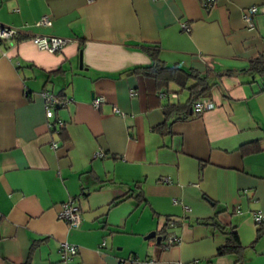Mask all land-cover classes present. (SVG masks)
Returning a JSON list of instances; mask_svg holds the SVG:
<instances>
[{
  "label": "crops",
  "instance_id": "1",
  "mask_svg": "<svg viewBox=\"0 0 264 264\" xmlns=\"http://www.w3.org/2000/svg\"><path fill=\"white\" fill-rule=\"evenodd\" d=\"M0 23L23 32L0 39V264H58L61 241L77 245L73 264H264L253 219L264 214V72L246 69L264 47V0H0ZM32 35L72 40L49 52ZM147 49L210 72L214 106L166 118L163 105L188 92L162 98L133 72ZM43 90L70 99L51 118ZM135 181L145 202L110 205ZM69 200L75 227L58 217ZM230 227L240 254H216Z\"/></svg>",
  "mask_w": 264,
  "mask_h": 264
},
{
  "label": "trees",
  "instance_id": "2",
  "mask_svg": "<svg viewBox=\"0 0 264 264\" xmlns=\"http://www.w3.org/2000/svg\"><path fill=\"white\" fill-rule=\"evenodd\" d=\"M147 53L150 57V63L134 67L133 72L139 73L144 78L145 83L151 85L154 91L157 90V92H159L161 90H164L168 92L170 90L171 83H174L175 86L178 85L180 87V90H187L188 97L184 102L164 104L163 113L166 118L167 116H171L172 114H180L179 117L181 118L188 117L189 110L191 109V103L194 100L204 98L209 95L210 89L214 84V82L210 78L211 73L206 71V73L201 74L191 69H184L176 65L165 64L158 58V51L156 49H147ZM246 69L253 70L255 72H258L259 74H262L264 72V47L254 58L249 60ZM173 92H176L177 94L179 91L177 90ZM155 130L159 132L168 131L169 122H163L155 126ZM252 146H255V144L246 145L248 149H251ZM130 190L131 192H127L114 197L110 201V205L115 204L127 197H133L138 203L145 202V197L140 181H135L133 183V187ZM210 219L213 220V217L206 218L205 220L200 219L198 220V222L206 224ZM215 224L216 226H219L220 229L223 228V226L219 225V223ZM165 226L166 225H163L160 231H164ZM262 232H264V225H261L258 228L257 235L261 234ZM224 234V242L217 248L216 254L220 255L226 253H236L237 255H239L241 245L236 231L232 227H230V229L224 230ZM36 243V241H33L31 243L29 254ZM28 259L29 256H27L26 262H28ZM26 262L24 264H27ZM233 264H241L239 256H237Z\"/></svg>",
  "mask_w": 264,
  "mask_h": 264
},
{
  "label": "built area",
  "instance_id": "3",
  "mask_svg": "<svg viewBox=\"0 0 264 264\" xmlns=\"http://www.w3.org/2000/svg\"><path fill=\"white\" fill-rule=\"evenodd\" d=\"M216 0H202V4L204 7L211 6ZM257 11L256 6H250L246 8L243 12V19L247 25V27L252 28L254 25L253 17ZM50 20L46 16H42L38 21L37 24H48ZM181 26L184 29H188L186 23H181ZM22 29H19L14 26L5 25L0 23V39H12L17 35H20ZM31 40L35 43V45L40 49H45L49 52L59 51L67 42L71 41L72 39L69 37H62L56 35H32ZM158 95L162 98L176 97L175 92H166L160 91ZM41 96L44 102V109H45V116L47 118H51L53 116V107L56 106H63L65 105L70 99L67 97L57 96L49 91L43 90L41 92ZM103 100L101 95H95L91 99V103L98 107L100 102ZM214 106V103L208 98H200L194 100L191 103V107L201 112L205 109H209ZM115 111H118L117 108H114ZM49 127L54 128L55 130H59L61 126L60 119H54L52 122H47ZM51 145L53 147L57 146L56 142H52ZM103 154L101 151H97L95 155ZM58 217L62 218L67 221V223L71 227H75L78 225L80 221V214H79V206L73 201H66L63 202L61 205V210L58 213ZM253 219L256 223H263L264 222V214L259 211L253 213ZM176 239L174 235H170L167 237V244H170ZM78 247L73 243H69L67 241H61L58 246V254H59V261L58 264H73V258L77 254ZM136 264H148L149 260H138L135 262Z\"/></svg>",
  "mask_w": 264,
  "mask_h": 264
},
{
  "label": "rangeland",
  "instance_id": "4",
  "mask_svg": "<svg viewBox=\"0 0 264 264\" xmlns=\"http://www.w3.org/2000/svg\"><path fill=\"white\" fill-rule=\"evenodd\" d=\"M171 87H173V88H176V90H178L179 92H178V99L179 100H181V101H184L185 99H186V97H187V92H186V90H184V89H181L180 90V87L178 86V85H176V86H174V85H170Z\"/></svg>",
  "mask_w": 264,
  "mask_h": 264
},
{
  "label": "water",
  "instance_id": "5",
  "mask_svg": "<svg viewBox=\"0 0 264 264\" xmlns=\"http://www.w3.org/2000/svg\"><path fill=\"white\" fill-rule=\"evenodd\" d=\"M152 236H156L157 240H159V238L162 237L160 235H155V231L154 230L150 231L145 237H152Z\"/></svg>",
  "mask_w": 264,
  "mask_h": 264
}]
</instances>
